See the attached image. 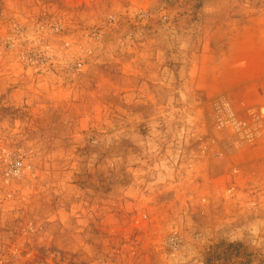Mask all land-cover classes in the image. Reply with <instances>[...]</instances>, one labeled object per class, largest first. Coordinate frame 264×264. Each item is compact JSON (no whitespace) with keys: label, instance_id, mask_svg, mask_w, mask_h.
<instances>
[{"label":"rangeland","instance_id":"rangeland-1","mask_svg":"<svg viewBox=\"0 0 264 264\" xmlns=\"http://www.w3.org/2000/svg\"><path fill=\"white\" fill-rule=\"evenodd\" d=\"M263 101L264 0H0V264L264 263Z\"/></svg>","mask_w":264,"mask_h":264},{"label":"built area","instance_id":"built-area-1","mask_svg":"<svg viewBox=\"0 0 264 264\" xmlns=\"http://www.w3.org/2000/svg\"><path fill=\"white\" fill-rule=\"evenodd\" d=\"M83 63L80 59L77 62V69H82ZM249 114L252 118L247 117H236L234 112L229 109V116L225 120L228 124L230 130L233 131V136L230 140L235 146L240 147H264V101L260 108L249 109ZM31 169L30 164L24 163L22 160L17 161L15 174L20 175L22 172H28ZM193 240L199 241L203 240L209 246H214L215 240L204 237L202 231H196L193 236ZM184 233L178 229L174 228L161 242L162 248L166 251L167 255L174 259L171 263L173 264H208L207 257L202 252H195L192 255H187L183 251V245L185 243ZM238 264H264L256 260L239 259Z\"/></svg>","mask_w":264,"mask_h":264}]
</instances>
